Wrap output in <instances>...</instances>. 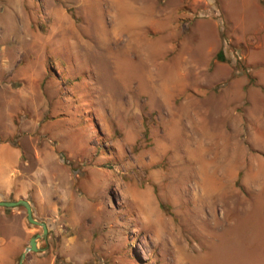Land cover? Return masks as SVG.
<instances>
[{"label": "rangeland", "instance_id": "1", "mask_svg": "<svg viewBox=\"0 0 264 264\" xmlns=\"http://www.w3.org/2000/svg\"><path fill=\"white\" fill-rule=\"evenodd\" d=\"M0 112V264H264V0H0Z\"/></svg>", "mask_w": 264, "mask_h": 264}, {"label": "crops", "instance_id": "2", "mask_svg": "<svg viewBox=\"0 0 264 264\" xmlns=\"http://www.w3.org/2000/svg\"><path fill=\"white\" fill-rule=\"evenodd\" d=\"M13 132L8 126L6 128L3 124L0 125V199L6 198L17 188L21 177V151L18 144L12 141ZM21 197H24L23 194L17 195V199Z\"/></svg>", "mask_w": 264, "mask_h": 264}, {"label": "water", "instance_id": "3", "mask_svg": "<svg viewBox=\"0 0 264 264\" xmlns=\"http://www.w3.org/2000/svg\"><path fill=\"white\" fill-rule=\"evenodd\" d=\"M21 206L25 209L26 213V220L33 225L39 226L42 228V234H46L47 228L45 223L37 221L32 214L31 205L26 200H17V201H0V207L4 208H13ZM41 235H35L29 240L28 246L24 249V252L20 255L18 264H23V260L25 257V254L28 252H37L39 249L37 248V242L38 239H40Z\"/></svg>", "mask_w": 264, "mask_h": 264}, {"label": "trees", "instance_id": "4", "mask_svg": "<svg viewBox=\"0 0 264 264\" xmlns=\"http://www.w3.org/2000/svg\"><path fill=\"white\" fill-rule=\"evenodd\" d=\"M215 58H216V60L219 61V62H226V59H225V57H224V55H223L222 50H219V51L217 52Z\"/></svg>", "mask_w": 264, "mask_h": 264}, {"label": "bare ground", "instance_id": "5", "mask_svg": "<svg viewBox=\"0 0 264 264\" xmlns=\"http://www.w3.org/2000/svg\"><path fill=\"white\" fill-rule=\"evenodd\" d=\"M151 81V80H150ZM164 91H165V89H164ZM206 177H204V179H205ZM209 179H212L211 177L209 178ZM212 182V181H211ZM209 189V188H208Z\"/></svg>", "mask_w": 264, "mask_h": 264}]
</instances>
